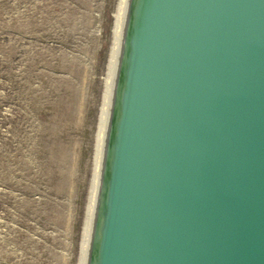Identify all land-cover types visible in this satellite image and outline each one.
<instances>
[{
    "label": "water",
    "instance_id": "water-1",
    "mask_svg": "<svg viewBox=\"0 0 264 264\" xmlns=\"http://www.w3.org/2000/svg\"><path fill=\"white\" fill-rule=\"evenodd\" d=\"M85 264H264V0H119Z\"/></svg>",
    "mask_w": 264,
    "mask_h": 264
},
{
    "label": "rangeland",
    "instance_id": "rangeland-1",
    "mask_svg": "<svg viewBox=\"0 0 264 264\" xmlns=\"http://www.w3.org/2000/svg\"><path fill=\"white\" fill-rule=\"evenodd\" d=\"M119 0H0V264H81Z\"/></svg>",
    "mask_w": 264,
    "mask_h": 264
},
{
    "label": "bare ground",
    "instance_id": "bare-ground-1",
    "mask_svg": "<svg viewBox=\"0 0 264 264\" xmlns=\"http://www.w3.org/2000/svg\"><path fill=\"white\" fill-rule=\"evenodd\" d=\"M103 114H104V110H103ZM102 123H103V115H102V120H101L100 135L98 136L99 140H98L97 155H96V162H95V168H94V176H93L92 187H91V192H90L88 218H87L86 231H85V237H84V248H83L81 264H85V261H86V253H87V245H88V237H89V229H90V221H91V213H92V204H93V196H94V188H95V180H96V172H97V164H98Z\"/></svg>",
    "mask_w": 264,
    "mask_h": 264
}]
</instances>
